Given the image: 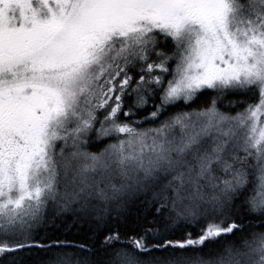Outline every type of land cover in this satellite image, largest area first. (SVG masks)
I'll use <instances>...</instances> for the list:
<instances>
[{
  "label": "snow or ice",
  "instance_id": "1",
  "mask_svg": "<svg viewBox=\"0 0 264 264\" xmlns=\"http://www.w3.org/2000/svg\"><path fill=\"white\" fill-rule=\"evenodd\" d=\"M0 264H264V0H0Z\"/></svg>",
  "mask_w": 264,
  "mask_h": 264
},
{
  "label": "trees",
  "instance_id": "2",
  "mask_svg": "<svg viewBox=\"0 0 264 264\" xmlns=\"http://www.w3.org/2000/svg\"><path fill=\"white\" fill-rule=\"evenodd\" d=\"M204 97H202L200 100L197 101V104L202 103ZM229 99H234V97H229ZM227 103V101H225ZM193 107H196V104L193 105ZM223 110V109H222ZM241 109L237 108L233 110L232 114L235 115V112L240 111ZM154 125H149L146 124L144 127H152ZM114 141H107V143H113ZM135 207L131 208L129 211L134 213L135 212ZM93 228V225L90 220H79V219H74L70 214H66L62 218H57L55 221H49L47 225L44 226L43 231L41 232V235H44L46 232L47 233H52L59 235L61 239H64L65 236L69 240H72L74 242H80L82 239L85 238H96V233H94L93 230H90ZM259 230V229H257ZM177 235L174 237L175 239H179V234L181 232L187 233L189 231H193L191 227H181L176 230ZM196 231H199V226L196 227ZM100 240H103V236L99 237ZM121 239H125L124 236H121ZM101 259H104L105 257L101 256ZM95 259V257H94Z\"/></svg>",
  "mask_w": 264,
  "mask_h": 264
},
{
  "label": "rangeland",
  "instance_id": "3",
  "mask_svg": "<svg viewBox=\"0 0 264 264\" xmlns=\"http://www.w3.org/2000/svg\"><path fill=\"white\" fill-rule=\"evenodd\" d=\"M178 131V130H177Z\"/></svg>",
  "mask_w": 264,
  "mask_h": 264
}]
</instances>
